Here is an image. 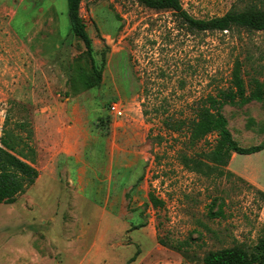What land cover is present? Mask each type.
<instances>
[{"label":"rangeland","instance_id":"1","mask_svg":"<svg viewBox=\"0 0 264 264\" xmlns=\"http://www.w3.org/2000/svg\"><path fill=\"white\" fill-rule=\"evenodd\" d=\"M180 2L196 18L264 9V0ZM80 14L101 73L99 85L83 91L80 103L91 120L83 156L86 185L79 195L75 181L58 186L43 177L15 202L0 203V264H181L182 252L170 245L181 242L197 256L189 264H201L198 258L208 250L253 246L264 236V149L231 152L222 166L212 160L224 139L215 110L209 109L207 133L193 142L185 124L177 132L168 125L193 119L202 99L219 89L233 93L236 62L244 94L253 78L264 82V31H192L171 10L134 0H82ZM78 68L90 76L83 42L70 32L66 0H0V135L6 117L32 123L33 108L41 104L33 94L51 93L62 101ZM114 98L125 108L117 120L107 111ZM219 111L237 145L263 140V103L226 104ZM182 153L223 175L187 168ZM110 168L113 178L98 182L97 195L94 172L100 177ZM79 202L87 220L71 216V227L57 222L63 207ZM91 203L105 207L104 215L91 218Z\"/></svg>","mask_w":264,"mask_h":264},{"label":"trees","instance_id":"2","mask_svg":"<svg viewBox=\"0 0 264 264\" xmlns=\"http://www.w3.org/2000/svg\"><path fill=\"white\" fill-rule=\"evenodd\" d=\"M81 1L66 0L67 17L71 34L81 40L85 47V53L90 65V76L87 77L79 68L75 69L67 82L72 92L67 91L66 96H75L99 85L101 81V73L97 69L92 56L91 38L80 14ZM134 1L155 10H171L177 14L182 24L192 31L229 32L234 29L264 31V9L248 7L240 11H228L221 16L196 18L182 7L180 0ZM230 77L231 88H236L233 93L229 91L232 89H219L216 95H209L202 99V103L198 106L193 119L189 121L182 120L168 125L172 132H177L185 124L188 129L187 137L193 142L207 133V122L211 118L209 109L215 110V116L221 126V133L224 139L218 141L212 150V160L222 166L227 164L231 152L252 154L264 149V138L257 145L249 147L237 145L226 127L224 116L219 111L226 104L243 105L250 101L264 104V82L253 78L248 83V85H251L250 90L247 94H244V85L240 75V63L238 62L235 63ZM33 138L34 129L28 117L14 120L12 123H10L8 117L5 118L0 135V203L15 202L17 196L32 185L38 177L39 170L35 166L37 150L32 143ZM180 161L187 168L206 176L212 174L216 176L223 175L222 169L210 165L201 159L190 158L184 153L180 155ZM260 192L264 197V193ZM148 200L152 205H157L158 201L152 193L148 194ZM217 213L219 215L222 214L221 207L218 208ZM170 245L182 252L181 264L197 261V256L189 253L190 245H187V242L170 243ZM198 262L201 264H264V236L260 237L250 248L233 245L208 250L198 258Z\"/></svg>","mask_w":264,"mask_h":264},{"label":"crops","instance_id":"3","mask_svg":"<svg viewBox=\"0 0 264 264\" xmlns=\"http://www.w3.org/2000/svg\"><path fill=\"white\" fill-rule=\"evenodd\" d=\"M82 96L83 92L75 96H65L62 101H59L57 96L51 93L40 96L32 95L33 100L41 103L38 107L33 108L32 113L34 144L38 156L36 168L39 170V175L33 184H37L43 177L58 186L66 184V186L71 187L75 181L79 195L82 193L86 185L83 156L87 134L91 127L88 109L80 106ZM95 133L98 136V133ZM113 155L114 153L111 150L107 155L111 167L114 160ZM42 156H44V159H42ZM120 166L127 165L122 164ZM103 175L104 177H102ZM112 178L111 168L109 171H102L100 177H98V169L97 172H94L92 184L95 186L97 195H101L98 193L100 192L98 182L107 179L109 183ZM100 186L102 189L105 188L103 185ZM79 204V207H63L60 215H57V222L71 227L69 222L71 216L81 223L87 220L88 217L84 215L85 207H82L81 202ZM88 208L89 212H92L91 218L98 219L99 212H101V215L106 212L105 207H98L96 204ZM49 219L54 220V217L50 216Z\"/></svg>","mask_w":264,"mask_h":264},{"label":"built area","instance_id":"4","mask_svg":"<svg viewBox=\"0 0 264 264\" xmlns=\"http://www.w3.org/2000/svg\"><path fill=\"white\" fill-rule=\"evenodd\" d=\"M107 111L110 117L114 120L121 119L125 116L124 104L120 99L112 100L107 106Z\"/></svg>","mask_w":264,"mask_h":264}]
</instances>
